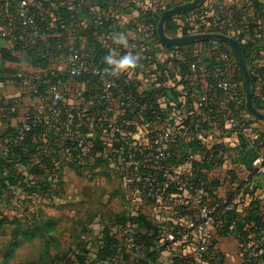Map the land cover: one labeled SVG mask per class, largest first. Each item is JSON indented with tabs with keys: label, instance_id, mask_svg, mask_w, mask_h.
I'll return each instance as SVG.
<instances>
[{
	"label": "crops",
	"instance_id": "crops-1",
	"mask_svg": "<svg viewBox=\"0 0 264 264\" xmlns=\"http://www.w3.org/2000/svg\"><path fill=\"white\" fill-rule=\"evenodd\" d=\"M192 1L87 0L85 6L80 4L82 0H58L57 2L32 0L31 3L36 10L44 9L46 15H53L55 11L69 14V20H71L69 24L65 23L67 19L61 13L55 15V21L59 22L61 30L64 31L63 34L52 29L48 32L49 35L42 39L43 41L50 37L54 40L59 39L60 52L68 53L73 49H80L84 54L89 55L95 51L93 45L98 44L108 54L114 51L117 55H123L128 51L113 43L114 35L126 34L130 44L137 39L138 34H145L150 25L154 24V19L150 18V15L161 17L165 11ZM46 3L51 4L52 8L48 10L44 5ZM95 12L102 14L106 24V29L97 33L90 31L94 26L92 15ZM51 18L53 19L54 16ZM199 18L211 24H217L216 32L235 40L238 38L248 52L250 41L243 38L241 30L243 27L264 24V0H206L195 11L170 19L173 29L167 30L166 34L171 38L189 36L198 28ZM1 29L5 36L0 37V102L3 106L0 113V138L4 136L7 126L17 128L31 111L41 109L43 106L40 99L27 95L12 83L14 74L24 71L27 74L40 76L50 70L65 71L67 69L65 62L61 59L54 60L47 69L37 67L36 58L39 56L37 47L33 49L36 56L30 57L26 51L18 47L12 35L13 31L8 26L1 24ZM157 45V41L150 42V57L158 52ZM165 48L169 52V57L172 58L174 69L182 75L185 83L196 84V87H189V92L193 95L192 108L195 107L196 95L204 84V80L209 87H214L216 77L222 72V66L216 61V50L228 49L232 52L228 45L217 41L173 48L165 46ZM6 50L17 59L16 62L3 60L2 51L6 52ZM250 52L264 65V40L254 44ZM141 65L139 63L138 68ZM238 73L243 80L240 70ZM204 75H207L205 79ZM118 78L130 79L126 74ZM141 78L139 75L135 80L133 79V84L136 87L137 96L143 97L148 92L147 88L143 87ZM163 89L166 96L163 97L162 103L176 99V95L167 85H164ZM99 92V88L86 78L66 81L63 105L71 108L87 104L88 119L82 125V132L76 130L67 134L39 137L40 144L52 152L54 170L33 178L28 170L38 166L39 161L36 158L31 159L30 169L25 166L21 169L25 176L28 175L26 177L28 181L45 182L50 190L49 196L38 192L26 193L23 190H17L10 194L9 201L6 200V203L0 200V264H16L15 258L25 246H38L39 249L33 258L18 264H51L58 254L75 250L81 243L96 253V249L103 246L106 237L120 241V228L131 219L132 207L129 200L121 194V178L126 172L117 161L118 146L107 134L97 131L94 125L102 114L96 102ZM213 107L221 106L217 104ZM261 113L264 114V99ZM214 116L217 117L215 113ZM125 119L127 125L138 121L135 115H128ZM241 120L247 124H254L260 129L262 151H264V122L255 120L248 110L243 112ZM158 127L160 130H170L169 132L172 133L171 128L164 123H160ZM214 137L218 139L219 136L214 133ZM240 139L244 144V139ZM77 146H88L95 153L92 168L88 171H81L74 167L76 164L73 148ZM243 148L233 172H226L216 161L201 169L207 185L213 190L214 204L221 200H232L235 192L252 196L253 203L250 210L248 209L250 221L254 219L251 218L253 214L264 216V175L258 173L253 164L258 150ZM197 149H199L197 144L188 145L184 139H178L173 144V152L179 157L189 152H196ZM1 151L0 144V153ZM74 176L85 177L86 184L82 189H76L71 185L72 180H76ZM172 191L174 190L171 189L170 192ZM71 208L79 209V211L85 209L86 216L77 222L79 232L74 241L68 246H63L57 235L60 232L62 219L72 217L68 214V218L62 212L70 211ZM196 213L195 206L188 207L187 216L192 218L196 216ZM170 217L171 215L166 213L162 220L168 222ZM25 218L29 219V224L25 223ZM98 219H101V222H95ZM138 219L145 224L141 256L146 263L143 264H174V261L164 258L157 252L155 236L160 218L145 207L140 211ZM6 238H8L7 242ZM215 244L221 252L222 264H240L239 247L234 239L215 237Z\"/></svg>",
	"mask_w": 264,
	"mask_h": 264
},
{
	"label": "built area",
	"instance_id": "built-area-1",
	"mask_svg": "<svg viewBox=\"0 0 264 264\" xmlns=\"http://www.w3.org/2000/svg\"><path fill=\"white\" fill-rule=\"evenodd\" d=\"M80 4L87 5V0ZM33 9L30 0H0V12L6 13V21L17 24L31 38L41 39L44 31ZM93 19L96 26L105 25L99 12L93 13ZM199 22L196 31L189 36L222 34L215 31L217 24L202 18ZM241 33L244 39L248 38L245 28ZM4 36L0 30V37ZM153 40L158 42V52L150 57V42ZM263 40L264 24L253 36V41ZM127 51L137 55L142 64L128 80L105 75L103 69L88 62L80 50L68 54L49 53L51 60H63L67 69L53 70L52 75L57 81L44 86L42 93L40 76L31 79L24 71H18V86L28 88L47 105V114L42 120L37 116L26 121L21 130L28 132L40 126L49 130L55 124L63 128L85 124L89 115L87 104L71 107L65 120L61 118L59 106L68 79H88L100 90L96 102L102 108V114L94 125L118 146L117 161L126 172L121 178V194L132 207L131 219L120 228V244L113 264H121L125 251L135 264L146 263L141 256L143 227L136 221L145 207L160 218L156 248L159 255L170 261L222 264L221 252L215 244V237H222L237 242L240 264H264V216L253 214L251 218L254 219L248 220L252 196L235 192L232 200L214 204L213 190L207 185L201 169L216 161L226 172H233L240 152L247 147L258 150L253 164L258 173L264 175L262 132L256 125L241 120L243 112L247 111L246 96L233 53L228 49L216 50V61L222 66V72L216 77L214 87H209L204 80L192 108L193 95L189 87H196V84L185 83L182 75L174 69L169 52L159 42L156 25L151 24L145 34H138ZM259 67L264 69V65ZM139 75L143 87L151 91V98L137 96L133 79ZM164 85L176 95L175 100L162 103L166 96ZM255 97L263 99L264 96L257 90ZM217 104L221 107L214 108L213 105ZM128 115L137 116L138 121L127 125L125 118ZM160 123L168 125L172 133L160 130ZM240 138L244 139V144ZM178 139H184L188 145L197 144L199 149L183 157L176 156L173 144ZM44 152L46 158L52 155L48 149ZM93 160L94 153L88 146H80L74 156V163L82 171L91 169ZM171 189L174 191L170 192ZM190 206L197 209L192 218L187 216ZM166 213L171 215L168 222L162 220Z\"/></svg>",
	"mask_w": 264,
	"mask_h": 264
},
{
	"label": "trees",
	"instance_id": "trees-1",
	"mask_svg": "<svg viewBox=\"0 0 264 264\" xmlns=\"http://www.w3.org/2000/svg\"><path fill=\"white\" fill-rule=\"evenodd\" d=\"M32 1V0H30ZM51 2H54V0H51ZM45 7L49 10L52 8L51 4L46 3L44 4ZM34 8V7H33ZM34 15L36 19L38 20L40 26L43 28L44 31V37L49 35L48 32L53 29V31H57L58 33H64L63 30H61V26L59 22L55 21V15L57 14L63 15L67 19L66 24L71 23V20H69V14L63 11H53V15H46L44 14V9L41 11L36 10L35 8L33 9ZM68 15V18H67ZM51 16H54L52 19ZM93 18V15H92ZM150 18H153L154 25H158L159 16H151ZM264 20V18H263ZM94 23V19H93ZM1 24H5L10 28L11 31H13L14 39L16 40V43L20 49L23 51H26L30 57H35L36 55L33 53L34 47H37L38 49V57L36 58L37 60V67H42L47 69L52 63L54 62V59H50L49 53L51 51L56 52V53H65L66 52H60V45L59 42L60 40H54L53 38H47L46 40H42L43 38H31L27 32H23L20 27L16 26L17 24L12 23L11 21H6V13H1L0 12V30L1 29ZM77 25V24H76ZM75 25V27H76ZM56 26V28H55ZM262 26V25H261ZM245 28L246 35H247V40L250 41V46L248 47V52L246 48L240 43L239 39L236 38V41L240 44V47L242 49V52L244 54L245 60L247 67L249 69L252 82H253V102L254 106L258 111L261 112V109L263 108V99H257L255 97V92L257 90L261 91L264 96V80L263 78V73L264 69L259 67L261 64L259 62V58L253 56V54L250 52L251 49L254 48V44H256L258 41H253V36L254 33L260 28L259 25H251L249 27H243ZM103 29H106V24L103 27H98L94 24L91 28V32H101ZM172 28L171 20L168 22L166 26V31H170ZM93 49L95 50L94 52H91L89 55L84 54L80 49H73L74 50H80L82 54L85 56L88 62L91 64L98 66L102 69L105 68V65L103 63V57L108 55V52L103 51L101 49V46L98 44L93 45ZM71 51V52H72ZM2 57L3 60H6V62H16L17 59L11 56V53L6 50L2 51ZM263 65V64H261ZM53 70H50L49 72L40 75L42 78L41 81V88H40V93L43 92L44 86L47 87L48 85L55 83L57 81V78L52 75ZM16 74L12 77V83L18 86L19 84L16 83L17 77ZM26 76L29 78L33 79L35 75L32 74H27L25 73ZM241 81H243L240 78ZM20 89H22L23 92H25L27 95L38 98L42 101L40 96H36L32 94L33 92L29 90L26 87L23 86H18ZM147 96L152 97V93L149 89H147ZM153 103V100L151 101ZM60 115L62 120L66 119V115L70 113V107H67L63 105V103L60 104ZM101 108V107H100ZM3 106L2 103L0 102V113L2 112ZM102 111V108H101ZM47 114V105L43 104L41 109L38 110H33L31 111L26 119L18 125L17 128H10L7 126V129L5 131V134L2 138H0V144L2 146V151L0 153V200L4 203H6V200L9 201L10 194L13 193L14 191L17 190H23L26 193H35L38 192L39 194L42 193V195L49 196L50 190L48 188V185L46 183H36L33 181H28L26 177L28 175H24L23 167H29L31 168V159L36 158L39 161L38 166H33L29 171V175L33 176V178H37L40 176L45 175L47 171L54 170V165H53V155H50L49 158L45 157V148L40 144L39 142V137L44 135H58V134H67L70 132H74L76 130L82 132V125L84 124H77L74 126H69V127H61L57 124H55L51 129L45 130L43 127H38L36 129H33L28 132H23L22 125L24 122H30L32 121L35 117H39L41 120L46 116ZM1 115V114H0ZM258 122H264L263 120L255 118ZM8 142V145L5 143ZM7 147V148H6ZM80 147H75L73 148L74 156L78 152ZM6 149H7V157H6ZM93 152V151H92ZM253 152V151H250ZM95 154V153H94ZM255 157V156H254ZM74 167L78 170H81L77 165ZM82 171V170H81ZM27 216V215H26ZM25 223L29 224V219L25 218L24 219ZM141 227H144L145 224L144 222L140 219L136 220ZM127 222V221H126ZM125 222V223H126ZM124 223V224H125ZM120 244V241L116 240L115 238L111 237H106L103 241V246L101 248L96 249L97 252L93 253L87 245H83L82 243L77 246L75 250H69L68 252L65 253H60L58 254L53 262L51 264H101L102 262H106L108 264H113L115 261L117 254L116 250L118 245ZM95 255V256H94ZM121 264H135L134 260L132 259L131 255L125 251L122 256ZM174 264H180L178 261H175Z\"/></svg>",
	"mask_w": 264,
	"mask_h": 264
},
{
	"label": "water",
	"instance_id": "water-1",
	"mask_svg": "<svg viewBox=\"0 0 264 264\" xmlns=\"http://www.w3.org/2000/svg\"><path fill=\"white\" fill-rule=\"evenodd\" d=\"M206 0H193L187 4L177 6L170 10L165 11L158 22L157 25V35L160 42L166 47H183L196 44L199 42H209L217 41L228 45L238 63L240 71L243 76L245 96H246V108L255 118L264 120V114L256 109L253 102V82L246 64V60L240 44L231 37L222 34H203L196 36H185L182 38H171L166 34V26L170 19L175 16L186 14L195 11L199 6H201Z\"/></svg>",
	"mask_w": 264,
	"mask_h": 264
},
{
	"label": "rangeland",
	"instance_id": "rangeland-1",
	"mask_svg": "<svg viewBox=\"0 0 264 264\" xmlns=\"http://www.w3.org/2000/svg\"><path fill=\"white\" fill-rule=\"evenodd\" d=\"M73 178L76 180H72L71 185L74 186L76 189H78V188L82 189L84 184H86L84 176L83 177L74 176ZM62 213L66 217H68V214L70 216H72L71 219H67V218L62 219L63 221L60 224V232H59V235H57L58 240H60L62 245L68 246L77 237V234L79 232V230H77V222L79 220H81V218H84L86 216V211H85V209H81V211H79V209L71 208L70 211L64 210ZM95 222H101V219H98ZM7 241H8V238H6V242ZM37 247L38 246H32V247L25 246V248H22L18 252V256L15 258V263L16 264L23 263V262L33 258L39 249Z\"/></svg>",
	"mask_w": 264,
	"mask_h": 264
},
{
	"label": "clouds",
	"instance_id": "clouds-1",
	"mask_svg": "<svg viewBox=\"0 0 264 264\" xmlns=\"http://www.w3.org/2000/svg\"><path fill=\"white\" fill-rule=\"evenodd\" d=\"M113 43L123 49L129 47V39L126 34H118L113 36ZM103 63L105 68L103 72L110 77H119L121 75H127L131 77L135 70L139 67V57L126 52L123 55H117L114 51L104 56Z\"/></svg>",
	"mask_w": 264,
	"mask_h": 264
}]
</instances>
